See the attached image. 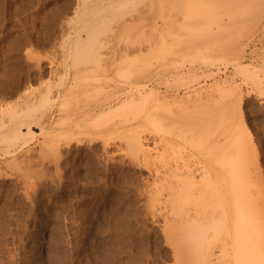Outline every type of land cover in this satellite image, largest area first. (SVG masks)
Segmentation results:
<instances>
[{"label": "rangeland", "instance_id": "rangeland-1", "mask_svg": "<svg viewBox=\"0 0 264 264\" xmlns=\"http://www.w3.org/2000/svg\"><path fill=\"white\" fill-rule=\"evenodd\" d=\"M245 67L249 72L243 73ZM147 86L154 88L156 98L142 110L90 127L96 115L129 97L139 98L149 92ZM197 100L208 109L198 106ZM194 102L204 112L212 108L208 116L217 117L207 119ZM0 107V264H201L203 249L220 252L208 259L212 264L244 262L234 253L233 238H225L221 222L216 221L217 229L213 224L218 235L210 234L212 222L222 215L212 192L208 196L211 188L204 196L216 203L213 209L211 204L206 209V199L198 196L190 199L192 204L189 200V206L176 199L177 207L167 199L170 189L161 178L166 168L188 161L199 164V173L211 165L212 172L220 171L219 160L227 166L228 157H239L231 131L244 124L242 131L247 130L249 140L240 128L236 132L247 142L241 159L251 165L238 159L247 169L240 172L243 177L251 175L253 180L245 181L256 186L249 184L255 191L249 188L253 193L246 199L260 202L243 203L246 208L262 207L258 212L264 215V0H0ZM30 121L37 134L27 136L23 133ZM215 121L219 123L210 124ZM16 128L22 134L19 150L4 155L12 149L9 138ZM136 134L146 138L147 153L133 154L128 138L135 139ZM190 139L198 148L189 146ZM211 147L212 152H205L214 157L200 154ZM229 151L234 156L226 157ZM205 155L211 160L206 162ZM189 208L194 218L200 217L195 221L201 225L194 226L208 228L209 235L202 234L214 239L200 235L206 243L192 234L191 241L195 240L188 241L187 234L197 232L184 218ZM246 208L244 214H252ZM204 216L211 218L210 223ZM254 216L246 218L248 224ZM219 233L225 242L216 241ZM254 243L255 249L249 247L255 251L260 242Z\"/></svg>", "mask_w": 264, "mask_h": 264}, {"label": "bare ground", "instance_id": "bare-ground-1", "mask_svg": "<svg viewBox=\"0 0 264 264\" xmlns=\"http://www.w3.org/2000/svg\"><path fill=\"white\" fill-rule=\"evenodd\" d=\"M119 1V0H118ZM104 2H106V1H104ZM107 2H109V1H107ZM111 2V1H110ZM115 2V1H114ZM142 18H143V16H142ZM137 22H138V20H137ZM88 30V29H87ZM113 32V31H112ZM121 32V31H120ZM124 32H126V31H124ZM123 32V33H124ZM117 33V32H116ZM119 33V32H118ZM117 33V34H118ZM121 34L122 33H120L118 36H121ZM110 35V34H109ZM108 36V35H107ZM115 36H117L116 34H115ZM117 36V37H118ZM124 36H125V34H124ZM28 49H29V47H28ZM30 50V49H29ZM125 51V50H124ZM123 51V52H124ZM122 52V53H123ZM27 53V52H26ZM32 53V52H31ZM28 56H29V54H28ZM32 56H30V58H31ZM29 57H28V59H30ZM131 59V58H130ZM133 60V59H132ZM131 60V61H132ZM247 73V72H249V70H248V68L247 67H245V70H243V73ZM224 74V73H223ZM219 87V86H218ZM147 88H149V86H147ZM146 89V88H145ZM150 90H149V92L148 91H143L142 92V94L139 96V98H131V97H129V99H125L126 101H125V103H122V105H119V106H114L115 108H112V109H110V110H107V111H103L102 113H100V114H98V115H96L94 118L95 119H93V120H91V121H95L94 123H92L91 121H88L89 122V124L91 125V123L93 124V125H91L90 127H92V126H94V124L95 123H98V124H105V122L107 123V121H111V119H114V118H116L117 116L118 117H120L121 115L123 116V115H125V114H128L129 112H135V111H139V110H142L143 108H144V106H146L149 102H151L152 100H154V97L156 96L155 95V93H154V91H153V89L152 88H149ZM218 89H220V88H218ZM218 89H217V91H218ZM223 89V90H222ZM224 89L225 88H221V90L223 91V92H225L226 91V89H225V91H224ZM138 90H139V88H138ZM131 91V90H130ZM228 91V90H227ZM129 92V91H128ZM132 92V91H131ZM137 92V91H136ZM214 92V91H213ZM220 92L221 91H219V94H220ZM223 92H222V95L223 96H225L227 93L228 94H230L229 92H233L232 91V89L231 90H229V92H226L225 94H223ZM126 93V92H125ZM138 93V92H137ZM140 93V92H139ZM216 93V92H215ZM214 93V94H215ZM129 94H130V92H129ZM128 94V95H129ZM197 94V93H196ZM212 94V93H211ZM211 94H207L208 95V97L211 99V98H213V96L212 97H210L211 96ZM117 95V94H116ZM124 95V94H123ZM127 95V96H128ZM201 95V94H200ZM199 95V96H200ZM210 95V96H209ZM230 95H233V93L232 94H230ZM230 95H227L228 96V98H229V96ZM130 96V95H129ZM196 96V95H195ZM206 96V95H205ZM216 96V95H215ZM217 97V96H216ZM215 97V98H216ZM126 98V97H125ZM131 98V99H130ZM156 98V97H155ZM196 98V97H195ZM194 98V99H195ZM207 99V97L205 98V99H207V100H210V99ZM214 98V99H215ZM222 98H223V100H224V97H222L221 96V101H220V98H219V100H217V103H220V102H223V100H222ZM197 99V98H196ZM195 99V100H196ZM230 99V98H229ZM124 100V99H123ZM206 100V101H207ZM227 100V99H226ZM225 100V101H226ZM234 100V99H233ZM198 101V106H202L201 108H203V106H205V105H202L203 104V101H199V100H197ZM197 101H195V102H197ZM218 101H220V102H218ZM230 101H232V100H230ZM195 102H194V104H195ZM209 102V101H208ZM214 102H216L215 100H214ZM214 102H212L213 104H214ZM229 102V101H228ZM227 102H225V104H226ZM233 103V102H232ZM204 104H205V100H204ZM229 104H231V103H229ZM196 105V104H195ZM194 105V106H195ZM207 105V104H206ZM216 105V104H215ZM219 105V104H218ZM218 105H217V107H218ZM233 105V104H232ZM109 106V105H108ZM181 106V105H180ZM197 105H196V108H199ZM214 106V105H213ZM227 107H228V105H226ZM229 106H231V105H229ZM14 107V106H13ZM182 107H183V105H182ZM206 107V106H205ZM211 107V106H210ZM223 107H225L224 105H223ZM233 107V106H232ZM1 108V107H0ZM216 108V106L214 107V109ZM229 108V107H228ZM227 108V109H228ZM102 109V108H101ZM206 109H208V107H206L205 108V110ZM210 109H212V108H210ZM210 109H209V111L207 112V111H205L207 114H205L206 115V118L207 117H209L208 115V113H210ZM218 109H221V107L219 108L218 107ZM11 110H13L12 108H11ZM200 110H202V112L203 113H205L204 112V110L203 109H200L199 108V111ZM215 110H217V109H215ZM219 110H217V112H218ZM226 111V110H225ZM233 112V108L230 110L229 109V112ZM213 112V111H212ZM215 112V111H214ZM213 112V113H214ZM223 112V114H224V117H225V113H224V111H222ZM222 112L220 113V111H219V114H221L222 115ZM231 112V113H232ZM28 113V112H27ZM201 113V112H200ZM216 113V112H215ZM214 113V114H215ZM228 113V112H227ZM29 114V113H28ZM218 113L216 114V115H219ZM31 115V114H30ZM120 115V116H119ZM211 116V115H210ZM213 116V115H212ZM227 116V115H226ZM28 117V116H27ZM215 117V116H214ZM214 117H209L210 119L211 118H213L214 119ZM217 117V116H216ZM215 117V118H216ZM221 117V116H220ZM219 116H218V118H220ZM30 118V117H29ZM55 118V117H54ZM199 118H204V116L202 117H199ZM205 118V119H206ZM223 118V117H222ZM225 118H227V117H225ZM208 119V118H207ZM206 119V120H207ZM228 119V118H227ZM24 120V119H23ZM199 120V121H198ZM197 121L198 122H200L201 120L200 119H198ZM203 121H204V119H202ZM212 120V119H211ZM210 120V121H211ZM219 120V119H218ZM226 120V119H225ZM213 121V120H212ZM211 121V122H212ZM223 120H221V122H222ZM227 121H229V120H227ZM91 122V123H90ZM14 123V122H13ZM47 123H48V121H47ZM205 123V122H204ZM215 123H217V121H215L214 123H210V124H215ZM219 123V122H218ZM217 123V124H218ZM16 124V123H15ZM88 124V125H89ZM197 124V123H196ZM209 124V123H208ZM224 124H226V123H224ZM223 124V125H224ZM38 125L41 127V129H44V127H42L43 125L42 124H39L38 123ZM37 125V126H38ZM198 125V124H197ZM200 125H204V124H200ZM221 125V124H220ZM244 125V124H243ZM241 123H240V126H242V128H240L239 126H237L238 128L237 129H239L240 128V132L242 133V132H246V131H242V129H245V125L243 126ZM1 126V125H0ZM11 126V125H10ZM15 126V125H14ZM14 126L12 125V128H14ZM18 126H20V125H18ZM51 126V125H50ZM77 126V125H76ZM99 126V125H98ZM106 126V125H105ZM206 128H207V125H204ZM230 126H232V125H230ZM2 127V126H1ZM25 127H26V132H24L23 134L24 135H27L26 133H28V135L29 136H31V135H35V134H37L36 133V131H34V129H33V126H32V123H31V121H30V123H27L26 122V124H25ZM39 127V128H40ZM85 127V126H84ZM96 127V126H95ZM101 126H99V128H100ZM193 127H195V124H194V126ZM214 127V126H213ZM212 127V128H213ZM236 127V126H235ZM244 127V128H243ZM87 128V127H86ZM196 128V127H195ZM195 128H193V129H195ZM200 128V127H199ZM212 128L211 127H209V129H211L210 130V132L211 131H213L212 130ZM215 128V127H214ZM218 128V127H217ZM216 128V129H217ZM229 128V127H228ZM1 129V128H0ZM40 129V130H41ZM192 129V128H191ZM234 130V131H231V132H233V134H232V136H234L235 137V141L234 142H231L232 140L231 139H229L230 140V142H231V144L233 143L234 144V150H235V152H234V154L236 153H238L236 156H238L239 155V157L238 158H235V157H233L234 158V160L231 158V157H228V158H230V159H228L227 158V163L228 164H226L227 166H225V164H223V162H220V161H222V160H219V163H222L220 166H223V167H220V171H214V172H212L213 170L212 169H210L211 167H212V165H211V167L208 169L207 167H205V166H203L204 164H203V161H202V163H200V164H202V165H200L201 167L203 166V168L201 169V172L199 173V172H197L198 171V165L199 164H197V166H195V165H192V164H194L195 163V161L191 164H189L187 161H183V163L184 162H187V163H185V164H183L182 166H175V167H171V168H166L165 170V172H164V174H163V178H161V180H162V182H164V184H165V186L168 188L167 190H169L170 192L168 193V197L169 198H167L168 200H171L172 201V203L173 204H175L176 206L178 205V203H180L181 202V199L183 200V203H184V205L186 204V205H188V203L190 204V199L193 197V199H195L194 198V196H198V198L200 199V201H204L205 199V201H207V200H210L209 198H208V196H209V194H211V192H212V194L214 195H212L213 196V199L215 200V198H216V201H214V202H216L217 204H218V207H220L222 210H220V211H222V215L220 214L219 215V213H217V215H219V217L218 216H216V218L218 217L219 219H217V220H215V223H214V219H212V227H213V224H215L214 226H215V229H217L216 227H217V224H216V221H218V223H220L219 225H220V227L223 229V231H225L224 233H225V238H226V235H227V237L229 238H233V242L235 243L234 244V248H236L235 249V254L237 255V256H240L241 258H243L244 259V262H242L241 264H264V256H263V254L264 253H262V244H263V242H262V240L264 239V222H260L259 221V215H261V216H264L263 214H260L258 211H259V209H260V211H262V207L261 208H258V207H256L257 209H256V211H254L255 210V207H252L251 208V206H254V205H251V206H249V208H246V207H244V206H246V205H244V203L246 204V202H244V200L246 201L247 200V203L248 204H250L251 202H253V200L254 199H252L251 197H249V199H246V197L248 198V196H250L251 194L249 193V192H251V190L250 189H253L254 190V188H250L249 187V184L252 186L253 184L252 183H249V182H247V180L245 181V179L246 178H248L249 176H251V175H249L250 173H252V172H249V171H251V170H249L248 169V171L246 172V173H248V175L249 176H247V174H246V176L247 177H243V175L241 174L242 172H240L241 171V168L245 165L244 163H246V162H244L243 163V161H245V160H242L241 158L242 157H244L243 155L244 154H240L241 153V151H244L243 149L241 150V148H243V146H245L246 145V139H248V137H249V133L248 132H246V135L245 134H243V136L245 135L247 138L246 139H244V137H242V136H240V135H242L240 132L239 133H237L236 131H239V130ZM203 130H204V128H203ZM226 131L227 130H229V129H225ZM11 131V130H10ZM20 130H17V128H16V133L14 134L13 133V131H11V133H13V136H12V134H11V138H9L10 139V141L13 143V147L11 146V144H10V146H11V150H9L7 153H4V155H6V154H9V155H14V154H17L16 152L19 150L18 149V147L19 146H17V143H19L18 141H19V136L20 135H22L20 132H19ZM42 132H43V130H41ZM188 131V130H187ZM216 131V130H215ZM18 132V133H17ZM42 132H41V134H42ZM172 132V131H171ZM170 132V133H171ZM186 132V131H185ZM189 132V131H188ZM196 132H198L197 130H196ZM196 132H195V134H196ZM202 133H203V131H201ZM200 132V133H201ZM214 132V131H213ZM213 132H211V133H213ZM234 132H236V135H235V133ZM177 133V132H176ZM191 133V132H190ZM216 133V132H215ZM224 133H225V131H224ZM181 134V133H180ZM184 134V133H183ZM186 134H188V133H186ZM194 134V135H195ZM238 134H240V135H238ZM27 135V136H28ZM143 135V134H142ZM167 135H169L168 133H167ZM178 135V134H177ZM190 135V134H189ZM208 136H209V133L207 134ZM211 136H212V134H210ZM222 135V134H221ZM220 135V136H221ZM89 136V135H88ZM135 136V139L134 138H128V140H130L129 141V143H131V144H129V146L130 147H132L133 146V149H134V151H136V152H133V154L134 153H138V154H144L145 152H146V150L147 149H149L150 148V146H149V148H147L145 145L147 144H145V140H146V136L144 137L145 138V140H142V139H140L139 138V136L136 134V135H134ZM138 136V137H137ZM201 137V135L200 134H198V136L197 137ZM208 136H206V139H207V137ZM219 136V137H220ZM225 136V135H224ZM22 137V136H21ZM82 137V136H81ZM137 137V138H136ZM141 137V136H140ZM186 137V136H185ZM234 137H232V138H234ZM143 138V137H142ZM192 138H193V135H192ZM5 139H7V138H5ZM133 139V140H132ZM149 139V138H148ZM184 140L183 139V137H181L180 138V140ZM219 139V138H218ZM227 139V138H226ZM225 139V140H226ZM24 140V139H23ZM178 140H179V138H178ZM187 140H188V137H187ZM193 140V139H192ZM191 139H190V141L192 142V145L190 144L189 146L191 147V146H193V145H196V146H194V147H197L198 148V146H197V144H194V142L192 141ZM195 140H198V139H195ZM205 139L203 138V141L201 142V143H204L205 141H204ZM245 141V143H244V141ZM249 140V139H248ZM149 141V140H148ZM147 141V142H148ZM190 141H188V142H190ZM243 141V142H242ZM21 142V141H20ZM183 142V141H182ZM198 142V141H197ZM196 142V143H197ZM229 142V141H228ZM249 142V141H248ZM23 143H24V141H23ZM80 143V142H79ZM200 143V142H199ZM198 143V145L200 146V144ZM227 143V142H226ZM221 144H223V143H221ZM232 144V145H233ZM248 144H250L251 145V141H250V143H248ZM79 145V144H78ZM249 145V146H250ZM7 146V145H6ZM156 146V145H155ZM223 146H225V145H223ZM238 147L237 149H239V151L238 150H236L235 148L236 147ZM248 146V145H247ZM129 147V148H130ZM205 147V146H204ZM208 147H210V146H208ZM227 147V146H226ZM229 147V146H228ZM153 148V147H152ZM177 148V147H176ZM193 148V147H192ZM191 148V149H192ZM203 148V147H202ZM216 148H218V147H216ZM221 149L223 148L224 149V147H220ZM254 148V147H253ZM131 149V148H130ZM132 149V150H133ZM182 149V148H181ZM196 149V148H195ZM194 149V150H195ZM247 149V148H246ZM245 149V150H246ZM248 149H249V147H248ZM132 150H130L131 152H132ZM151 150V149H150ZM197 150V149H196ZM215 150V149H214ZM218 150H220V149H218ZM217 150V151H218ZM5 151H7V150H5ZM198 151V150H197ZM202 150H200V148H199V151L198 152H201ZM205 151H208V152H212V147H211V150L210 149H205L204 148V152ZM220 151H223V150H220ZM219 151V152H220ZM227 151V150H226ZM230 151L232 152V149H230ZM229 151V155H226V154H224V155H226V157L227 156H234V154H232L231 152ZM236 151H238V152H236ZM256 151V150H255ZM254 151V152H255ZM196 152V151H195ZM219 152H216V153H219ZM251 152V151H250ZM147 153V152H146ZM223 153V152H222ZM222 153H221V156H224V155H222ZM226 153V152H225ZM231 153V154H230ZM243 153V152H242ZM246 153V152H245ZM249 153V151H247V153H246V155ZM173 154V153H172ZM179 154H180V152H179ZM198 154V153H197ZM200 154H202V156H204V154H208L210 157H214V155H215V153H213L212 155H210L211 153H200ZM220 154V153H219ZM250 154H252V153H250ZM174 155H177L178 156V154H176V153H174ZM182 155V154H181ZM187 155V154H186ZM191 155V154H190ZM136 156V155H135ZM166 156V155H165ZM188 156H189V154H188ZM187 156V157H188ZM209 156L207 157V155H205V161L206 160H208V161H210L211 160V158H209ZM217 154H216V157L215 158H217ZM225 157V156H224ZM246 157H248V155L246 156ZM250 157V156H249ZM254 157V156H253ZM3 158V157H2ZM179 159L181 158V156L179 155V157H178ZM183 158V157H182ZM190 158V157H189ZM188 158V159H189ZM195 158V157H194ZM204 158V157H203ZM203 158H201V159H203ZM213 159L214 161L216 160V159ZM252 158V157H251ZM250 158V159H251ZM172 159H173V157H172ZM171 159V160H172ZM184 159V158H183ZM187 159V160H188ZM210 159V160H209ZM238 159H241V160H238ZM250 159H248V158H246V160H250ZM254 159V158H253ZM137 160V159H136ZM139 160H141V159H139ZM147 160H149L148 158H147ZM181 160V159H180ZM199 161V160H198ZM217 161H218V159H217ZM244 164H241V162ZM257 161H258V159H257ZM181 162V161H180ZM197 162V161H196ZM200 162V161H199ZM207 162V161H206ZM225 162V161H224ZM248 162V161H247ZM239 163L241 164L240 166H242V167H240L239 166ZM253 163V162H252ZM255 164H256V162H254ZM137 164V163H136ZM179 164V163H178ZM177 164V165H178ZM209 164V163H208ZM229 164H230V167L228 168V166H229ZM248 164V166H250L251 165V163L249 164V162L248 163H246V165ZM206 165V164H205ZM257 167V166H256ZM214 168V167H213ZM247 168V167H246ZM249 168V167H248ZM253 168V167H252ZM252 168H250V169H252ZM258 168V167H257ZM215 169V168H214ZM228 170V174H227V176H226V174H224L225 173V171L226 170ZM231 169V170H230ZM243 169V174L245 173L244 172V170L246 171L247 169H245V167L244 168H242ZM254 169V168H253ZM147 170V169H146ZM215 170H218V168L217 169H215ZM255 170V169H254ZM253 170V171H254ZM258 170V169H257ZM148 171V170H147ZM256 171V170H255ZM2 174H4V173H2ZM258 174V173H257ZM159 175V174H158ZM242 175V176H241ZM254 175V174H253ZM256 175V174H255ZM6 177V176H5ZM158 177V176H157ZM243 177V178H242ZM1 178H2V176H1ZM4 178V177H3ZM9 178V177H8ZM250 178V177H249ZM248 178V179H249ZM258 177L256 176L255 177V179H257ZM5 179V178H4ZM259 179V178H258ZM160 180V181H161ZM164 180V181H163ZM250 180V179H249ZM248 180V181H249ZM253 180V179H252ZM252 180H250V181H252ZM259 181V180H258ZM161 183V182H160ZM162 184V183H161ZM162 186V185H161ZM255 185H253V187H254ZM256 187V186H255ZM155 188V187H154ZM157 188V187H156ZM159 188V187H158ZM157 188V189H158ZM207 188H208V190H209V188H211L210 189V191L208 192V196L206 195V197L204 196L206 193H207V191H206V193H205V190H207ZM250 188V189H249ZM259 188V187H258ZM142 189V188H141ZM155 190V191H159V189H160V191H159V193H161V188H159L158 190ZM163 189V188H162ZM140 190V189H139ZM165 190V189H164ZM167 190H166V192H167ZM242 190H244V193H243V191ZM141 191V190H140ZM151 191V190H150ZM178 191H180L179 192V194H178ZM255 191V190H254ZM154 191H152V193H153ZM165 192V193H166ZM248 192V193H247ZM258 192V191H257ZM150 193V192H149ZM154 193H156V192H154ZM251 193H253V191L251 192ZM256 193V192H255ZM164 194V193H163ZM237 194H238V197H239V195H240V197L238 198V199H236L235 197L237 196ZM147 195V194H146ZM150 195H151V193H150ZM154 195V194H153ZM160 195H162V193L160 194ZM160 195H156V197L158 196L159 198H160ZM178 195V196H177ZM210 195V196H211ZM243 195H245L244 197H243V200H242V196ZM248 195V196H247ZM252 195H254V194H252ZM257 195H258V193H257ZM142 196V195H141ZM167 196V195H166ZM191 196V197H190ZM212 196L210 197V198H212ZM139 197H140V195H139ZM147 197V196H146ZM153 196L151 195V197L150 198H152ZM155 197V196H154ZM153 197V198H154ZM178 197V198H177ZM201 197L202 198H204L203 200H201ZM232 197H234L235 199L234 200H231V198ZM140 198H142V197H140ZM139 198V199H140ZM150 198H149V201H150ZM152 198V199H153ZM162 198H163V196H162ZM197 198V197H196ZM245 198V199H244ZM146 199H148V198H146ZM151 199V200H152ZM161 199V198H160ZM160 199H159V201H160ZM176 199H178L179 200V202H178V200H177V202H175L176 201ZM192 199V200H193ZM213 199H211V200H213ZM241 200V202L243 203V205L242 204H238V203H236L238 200ZM190 200V201H189ZM197 200V199H196ZM249 200V201H248ZM252 200V201H251ZM144 201V200H143ZM147 201V200H146ZM145 201V202H146ZM148 201V202H149ZM154 201V200H153ZM152 201V202H153ZM236 201V202H235ZM155 202H158L157 201V199L155 198V201H154V203ZM161 202H162V200H161ZM165 202V201H164ZM211 202V201H210ZM210 202H208L207 201V204H203V205H205V207L207 206H209L211 203ZM214 202H212V203H214ZM239 202V201H238ZM240 202V203H241ZM255 202H257V200L255 201L254 200V202L253 203H255ZM258 202H260V201H258ZM257 202V203H258ZM151 203V202H150ZM160 203V202H159ZM168 203V202H167ZM216 203H214V205L216 204ZM191 204H192V201H191ZM197 204V203H196ZM196 204H194L193 203V205H196ZM201 204H202V202H201ZM201 204H197V206H199L198 208H200V206H201ZM247 204V205H248ZM154 205V204H153ZM156 205V204H155ZM174 205V206H175ZM212 205V204H211ZM214 205H212V207H210L209 206V208H212L213 209V206ZM229 205V206H228ZM257 205V204H256ZM147 206H149V205H147ZM151 206H152V204H151ZM158 206V205H157ZM161 206V205H160ZM189 206V205H188ZM188 206H187V208H188ZM216 206V205H215ZM238 206V207H237ZM242 206V207H241ZM168 207V206H167ZM178 207V206H177ZM196 207V206H195ZM206 207V209H208ZM240 207V208H239ZM248 207V206H247ZM153 208H156V206L155 207H153ZM202 208H204V207H202ZM202 208L200 209V211L202 210ZM242 208H246L247 210H251V212H252V214H250V215H246L247 214V212H246V214H244L245 213V209L243 210ZM242 209V210H241ZM178 210V209H177ZM204 210V209H203ZM209 210V209H208ZM207 210V211H208ZM211 210V209H210ZM155 209L153 210V214H155ZM161 211V210H160ZM179 211H180V209H179ZM190 211H191V209L189 208L188 210H186L185 212H187L186 213V215H185V219L187 220V223H189V222H191V226H193V229H195L197 232H194V230H192V228H190V230H192L194 233H192V232H189L188 234H187V236L189 237L188 238V241L190 240L191 241V239L192 238H195L197 235H202V236H204L205 237V233H207L206 231H207V229L208 228H204L206 231H204L203 230V228H201V227H199L198 229H197V227H195L194 225L195 224H197V225H201V224H198V223H196V222H199V221H195V220H197L198 218H200V217H196V218H194L195 216H193L192 214L193 213H190ZM206 211V210H205ZM212 211V210H211ZM202 212V211H201ZM254 212H257L256 213V217L253 215V214H255ZM196 213V212H195ZM206 213V214H205ZM204 214H205V216H208V214H209V212H205ZM210 213H213V212H210ZM250 213V211L248 212V214ZM258 213H259V215H258ZM169 214V213H168ZM202 214V213H201ZM209 215H211L212 216V214H209ZM216 215V214H215ZM257 215H258V217H257ZM202 216V215H201ZM204 216V217H205ZM223 218H222V217ZM247 216V217H246ZM251 216H254L252 219L251 218H249V220L251 219V221L253 222L252 224H251V221H250V224H248L249 222L247 221V219L246 218H248V217H251ZM159 217V216H158ZM165 217V216H164ZM168 217V216H167ZM203 217V218H204ZM210 217V216H209ZM221 217V218H220ZM150 218V217H149ZM192 218H194V219H192ZM206 218V221L208 220V218L207 217H205ZM204 218V219H205ZM261 218V217H260ZM263 218V217H262ZM261 218V219H262ZM147 219V218H146ZM184 219V220H185ZM210 219L211 218H209V220L207 221L208 223H210L209 221H210ZM264 219V218H263ZM262 219V220H263ZM171 220V219H170ZM183 220V221H184ZM200 220V219H199ZM201 220H202V218H201ZM222 220V221H221ZM230 220H231V222H230ZM232 220H234L233 221V224H232ZM151 221V220H150ZM152 221H155V219H154V217H153V220ZM165 221H167L166 219H165ZM173 221V220H172ZM156 222V221H155ZM201 222H204V221H201ZM157 223V222H156ZM155 223V224H156ZM169 222H166V226H167V224H168ZM194 223V224H193ZM204 223H206V222H204ZM208 223H207V225H208ZM170 224H172V222L170 223ZM190 224V223H189ZM203 224V223H202ZM203 225H206V224H203ZM231 225H233L234 226V231L231 229ZM153 226V225H152ZM166 226H165V224H164V227L166 228ZM172 227H173V225H172ZM195 227V228H194ZM211 227V226H210ZM165 228H163V229H165ZM168 228V227H167ZM169 228H171L170 227V225H169ZM168 228V230H170L169 232H171V229H169ZM175 228H177V227H175ZM184 228V227H183ZM221 228H219L218 227V230L219 229H221ZM182 229V228H181ZM202 229V230H201ZM174 230H176L177 231V229H174ZM185 230V229H184ZM189 230V231H190ZM211 231H210V234L212 233V235H215L216 236V232L215 231H217V230H215V231H212V230H214V227L213 228H211L210 229ZM165 231H167V230H165ZM205 232L204 234H202L203 232ZM185 233V232H184ZM201 233V234H200ZM223 233V234H224ZM195 236H193V235ZM208 235H209V233H207ZM220 235L219 236H221L222 234L221 233H219ZM166 235V234H165ZM191 235L193 236L192 238H191ZM208 235H206V237H205V239L207 238V236ZM218 235V234H217ZM179 236V235H178ZM182 236V235H181ZM185 236H186V234H185ZM211 236V235H210ZM224 236V235H223ZM223 236H221V237H216L217 239H216V241L219 239V238H221L222 239V237ZM252 236V237H251ZM183 237V236H182ZM213 237V239H214V236H212ZM212 237H208L207 238V240L209 239V238H212ZM198 240H201V239H199L198 237H196ZM200 238H202L201 236H200ZM224 238V239H225ZM229 238V239H230ZM250 238V239H249ZM251 238H253L255 241L254 242H256L257 243V241L256 240H258L259 242H260V245L258 246V249L257 250H252V249H255L254 247V244L253 243H250V242H252L251 240H253V239H251ZM165 239V238H164ZM204 238H202V240L203 241H205L206 243L209 241H206ZM195 239H193L191 242H193ZM201 240V241H202ZM145 241V240H144ZM197 241V240H196ZM201 241L199 242L200 243V245H202L201 244ZM212 241V240H211ZM219 241H223V240H218L217 242H219ZM264 241V240H263ZM154 242V241H153ZM213 242H215V240H213ZM223 242H225V240L223 241ZM258 242V243H259ZM220 243H222V242H220ZM257 243V244H258ZM160 244V243H159ZM174 244V243H173ZM176 244V243H175ZM186 244V243H185ZM194 244H196V243H194ZM214 244V243H213ZM253 244V245H252ZM257 244H256V246H257ZM209 246H210V243L208 244ZM215 245V244H214ZM214 245H212L211 244V246H214ZM219 245V244H218ZM251 245V248L249 247ZM264 245V244H263ZM176 246V245H175ZM191 246V245H190ZM196 247H197V244L195 245ZM203 246H204V244H203ZM217 246V245H216ZM222 246H223V244H222ZM254 246V247H253ZM177 247V246H176ZM199 247V246H198ZM201 247V246H200ZM220 247V246H219ZM264 247V246H263ZM217 248H218V246H217ZM257 248V247H256ZM259 248H261V249H259ZM175 249V248H174ZM192 249V248H191ZM190 249V250H191ZM193 249H194V247H193ZM201 249V248H200ZM210 249V248H209ZM208 249V250H209ZM212 249H214L213 247H212ZM219 249V248H218ZM220 250V249H219ZM264 250V249H263ZM181 251V250H180ZM201 251V250H200ZM203 251H205L206 253L208 252V251H206V250H204L203 249ZM211 251L212 250H210L208 253H209V255L207 256V255H205V257H204V254H205V252H202L203 254V259L201 258V257H199L200 255H201V252H200V255L198 256L199 257V259L202 261H200V263L201 264H205V263H208V264H212V262L211 263H209V260L208 259H210V257L212 256V257H214L213 256V254H215L214 252H212V254H211ZM221 251H224V249H223V247L221 248ZM186 252H187V250H186ZM199 252V251H198ZM218 252V251H217ZM254 252V253H253ZM175 253H177V252H175ZM178 253H179V251H178ZM220 253V252H219ZM218 253V254H219ZM228 253V252H227ZM189 254H191V253H189ZM199 254V253H198ZM217 254V255H218ZM216 255V254H215ZM217 255L215 256L216 258H217ZM221 255V254H220ZM223 255H224V253H223ZM207 256V257H206ZM224 256H226V255H224ZM223 256V257H224ZM230 256V255H229ZM218 257H219V255H218ZM222 257V255L220 256V258H223ZM232 257V256H231ZM205 258V259H204ZM207 258V259H206ZM230 258V257H229ZM198 259V260H199ZM195 260V259H194ZM205 260H206V262H205ZM223 261H224V259H222ZM227 260H230V259H227ZM204 261V262H203ZM208 261V262H207ZM210 261H211V259H210ZM213 261V260H212ZM181 262H182V260H181ZM183 262H184V260H183ZM192 262V261H191ZM216 261H213V264L215 263ZM220 262V264H222L221 263V260L219 261ZM179 263H180V260H179ZM199 263V262H198ZM236 264L238 263V260L236 259V262H235ZM184 264V263H183ZM197 264V263H196ZM219 264V263H218ZM224 264V263H223Z\"/></svg>", "mask_w": 264, "mask_h": 264}]
</instances>
